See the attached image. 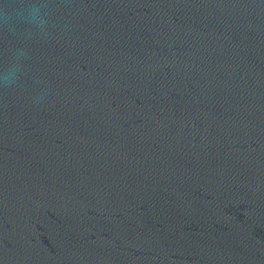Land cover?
Listing matches in <instances>:
<instances>
[{"label":"water","instance_id":"water-1","mask_svg":"<svg viewBox=\"0 0 264 264\" xmlns=\"http://www.w3.org/2000/svg\"><path fill=\"white\" fill-rule=\"evenodd\" d=\"M0 264H264V0H0Z\"/></svg>","mask_w":264,"mask_h":264},{"label":"clouds","instance_id":"clouds-1","mask_svg":"<svg viewBox=\"0 0 264 264\" xmlns=\"http://www.w3.org/2000/svg\"><path fill=\"white\" fill-rule=\"evenodd\" d=\"M29 14L33 17L36 18L40 15V9L39 8H32L29 10ZM15 68H10L6 74H5V81L8 83H11L15 79Z\"/></svg>","mask_w":264,"mask_h":264}]
</instances>
